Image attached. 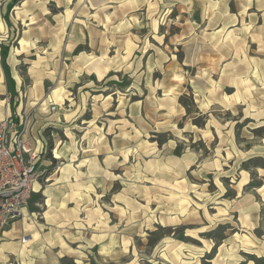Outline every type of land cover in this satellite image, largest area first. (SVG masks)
Wrapping results in <instances>:
<instances>
[{"label":"rangeland","instance_id":"rangeland-1","mask_svg":"<svg viewBox=\"0 0 264 264\" xmlns=\"http://www.w3.org/2000/svg\"><path fill=\"white\" fill-rule=\"evenodd\" d=\"M10 2L11 108L32 98L44 145L0 242L14 229L63 264H264V0H21L8 22Z\"/></svg>","mask_w":264,"mask_h":264},{"label":"built area","instance_id":"built-area-1","mask_svg":"<svg viewBox=\"0 0 264 264\" xmlns=\"http://www.w3.org/2000/svg\"><path fill=\"white\" fill-rule=\"evenodd\" d=\"M20 120L16 122L12 117L0 120V233L9 221L23 215L37 192L41 154L32 144L29 116ZM27 242V238L22 239V244Z\"/></svg>","mask_w":264,"mask_h":264},{"label":"crops","instance_id":"crops-1","mask_svg":"<svg viewBox=\"0 0 264 264\" xmlns=\"http://www.w3.org/2000/svg\"><path fill=\"white\" fill-rule=\"evenodd\" d=\"M15 7H17V5ZM15 7L13 9H15ZM24 42L26 43V41ZM12 77L16 83L15 90L18 91L17 87L19 88L21 84L14 76ZM31 99L32 98H30L27 103H24V100L19 101L20 103L16 109L12 110L10 90L5 80L4 71L0 69V120L8 117L21 119L24 116H29L31 120L37 119L39 114H28L30 111L28 109ZM33 129H29L33 147L38 153L42 154L44 145L43 138H37L34 135ZM14 233L15 230L11 229L3 234V240L0 242V264H63L62 260L65 258L63 255H43L31 253V248L35 243H37L36 238L32 237L26 244H22V238L19 242L16 240L9 241L10 238H14Z\"/></svg>","mask_w":264,"mask_h":264},{"label":"trees","instance_id":"trees-1","mask_svg":"<svg viewBox=\"0 0 264 264\" xmlns=\"http://www.w3.org/2000/svg\"><path fill=\"white\" fill-rule=\"evenodd\" d=\"M19 1H21V0H11V2L7 5L6 21L9 22L8 12H10L17 5V3ZM9 51H10V49L8 46H1V48H0V52H1V56H2V67H3L4 73H5L6 80L9 83L10 92L12 93L15 91L16 83L10 74V69H9L7 62H6L7 57L9 55ZM49 149H50L49 158L51 159V150L53 149V144L51 142H50ZM53 162H55V160H53Z\"/></svg>","mask_w":264,"mask_h":264}]
</instances>
